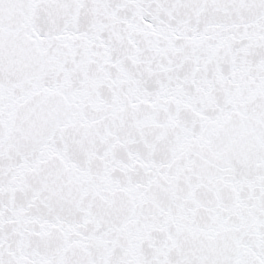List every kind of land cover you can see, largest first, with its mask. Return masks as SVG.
Returning a JSON list of instances; mask_svg holds the SVG:
<instances>
[{
  "label": "snow or ice",
  "instance_id": "snow-or-ice-1",
  "mask_svg": "<svg viewBox=\"0 0 264 264\" xmlns=\"http://www.w3.org/2000/svg\"><path fill=\"white\" fill-rule=\"evenodd\" d=\"M0 264H264V0H0Z\"/></svg>",
  "mask_w": 264,
  "mask_h": 264
}]
</instances>
